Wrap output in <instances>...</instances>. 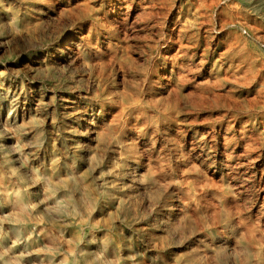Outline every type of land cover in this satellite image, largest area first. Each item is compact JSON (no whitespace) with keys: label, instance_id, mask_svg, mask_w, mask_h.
<instances>
[{"label":"bare ground","instance_id":"6f19581e","mask_svg":"<svg viewBox=\"0 0 264 264\" xmlns=\"http://www.w3.org/2000/svg\"><path fill=\"white\" fill-rule=\"evenodd\" d=\"M37 1L47 7L31 5L19 18L11 12L7 0H0V58L7 50L6 43L14 44L12 36H19L23 45L28 43L34 46L35 36L45 18L53 19L72 10V4L58 6L56 0ZM217 1L193 0L192 19L182 22L181 9L177 11V0H115L111 8L99 9L93 21L98 27L107 25L111 31L127 22L129 13L140 10L143 19L150 22L147 25L152 23L151 28L156 30L159 37L158 58L164 71L169 70L172 76L177 70L193 72L187 64L179 65L177 62V47L192 50L183 56L195 58L201 68L211 63L206 75L215 80L217 85L213 88L232 87L226 94H221L207 86L202 88L198 99L204 100L203 104L206 105L210 96L216 104L221 102L222 107L231 108L225 131L232 130L234 137H241L233 142L234 149L242 147L244 150L243 155L237 157L250 158L255 148L252 149L250 142L243 144L241 141L255 132L257 126L264 131V101H261L264 88L259 90L264 84L260 83L262 74L257 70L254 55L246 50L241 36L228 28L240 26L250 33L258 29L255 21L246 29L244 22L247 23V20L235 6L216 11ZM81 5L78 8L80 16L86 17L93 11L87 4ZM153 18L157 20L153 21ZM5 28L9 34L6 42L2 34ZM187 29H192L193 33H187ZM70 32L64 29L59 31L39 51L29 53L24 63L25 70L30 72L34 65L39 72L45 73L57 65H74L81 51L76 41L83 39V36ZM208 39L209 43L199 48L202 41ZM220 48L224 52L219 53ZM15 50L16 45L12 49L8 47L10 54ZM215 54L218 55L216 59ZM124 56L130 58L128 53ZM157 71L159 68L156 64L153 67L156 77L146 86L149 92L154 93L150 100L142 96L140 89L113 95L103 93L100 102H96L98 97L95 96L93 102L96 103L82 107L77 101L80 99L79 93L69 91L66 96L57 99L41 81L24 80L18 74L14 76L20 80L13 78L0 63V264H103L105 261L110 262L108 264H124L122 248L107 232L102 233V250L97 251L86 237H70L68 240L67 230L73 225L78 231L84 226L93 228L108 216L120 240L131 231L127 228H132L134 222L140 219L134 213L132 203L121 199L113 188L110 189V203L94 199L83 169L87 171L93 187L107 186L113 181L124 185L127 176L124 166L104 177L92 149L88 147L89 142L112 151L120 146L126 133L124 129L120 137L115 132L116 125L124 123L125 128L148 131L157 127L162 120L176 122V102H168L162 112L153 105L156 101L154 97L161 95L155 94V86L160 84ZM99 78L98 87L104 80L102 76ZM245 89L251 94L250 99L237 95ZM207 92L209 96L206 97L204 94ZM255 108L257 113H247L245 119L241 117V113ZM149 110H154V113L151 114ZM258 112L263 115L258 117ZM66 120L74 126L76 124L77 128L79 125L76 121L86 122L85 131L89 134L87 142L83 135L66 126ZM222 138V145L228 151L233 139L227 135ZM44 141L50 146L48 157L40 152ZM129 141L128 150L135 149L137 142L133 135ZM234 151L232 149L231 153ZM231 153H228L230 160ZM257 156L262 158L261 154ZM253 161L251 159L249 163L254 165ZM146 172L152 180L149 160ZM233 204L228 200L220 202L225 219L218 221L215 208L210 214L207 210L203 213L201 202L166 201L159 206L160 212L148 222V230L141 231H146L147 243L160 251L163 248L161 241L177 239V247H183L188 253L177 255L176 264H227L228 261L230 264H259L255 262L259 259L260 250L254 246L253 230L240 227L242 218L239 211L233 210ZM200 213L206 216L213 214L208 224ZM50 223L57 226L52 228ZM246 231L248 234L244 233ZM239 235L243 242L233 239ZM218 248L230 252L229 259L219 254ZM129 259L132 264H146L133 255Z\"/></svg>","mask_w":264,"mask_h":264},{"label":"rangeland","instance_id":"374dc122","mask_svg":"<svg viewBox=\"0 0 264 264\" xmlns=\"http://www.w3.org/2000/svg\"><path fill=\"white\" fill-rule=\"evenodd\" d=\"M7 1L11 12L19 18L26 12V8H31V5L47 7L37 0ZM114 2L115 0H56L55 4L58 6L72 4V10L55 16L53 19L45 18L41 29L35 36L34 46L28 43L23 45L19 41V36H12L14 44L6 43L7 50L0 58L3 69L11 77L19 79L18 76H14L18 74L24 80L41 81L45 89H48L50 94L56 96L57 99L62 95L66 96L69 91H75L79 93L80 99L77 101L82 107H89L90 104L100 102L103 93L113 95L121 94L122 91L132 92L140 89H142V96L150 100L154 93L149 92L146 86L152 78L156 77L153 67L157 64L160 84L155 86L157 89L155 94L161 93V95L154 97L156 100L153 103L154 107L162 112L168 102L177 103L174 110L175 123L162 120L157 123V127H152L148 131L134 127L125 128V124L122 123L115 126V132L120 137L121 132L126 129L124 139H121L117 149L111 151L101 145L93 146L90 142L88 144L96 157L98 166L104 172V177L124 166L127 173L124 185L113 181L107 186L93 187L85 169H83V174L97 201L110 203L112 199L110 189L113 188L121 199L132 203V209L140 219L134 222L132 228H127L131 230L129 234L119 240L117 231L113 229L112 220L105 216L93 228L84 226L78 231L74 225L69 227L67 230L69 235L66 238L70 240V237H86L87 241L97 251H100L102 250L100 247L102 233L107 232L113 240H117L122 248L121 258L124 264H132L129 259L131 255L138 261L142 259L146 264H176L177 255L188 253L183 247H177V239L161 241L162 251L154 249L151 243H147V224L160 212L159 206L166 201L175 200L201 202L203 213L207 210L210 214L215 208L216 219L219 221L225 219V213L219 204L223 200H228L234 202L233 210L240 212L242 218V224L239 223L240 227L253 230L254 244H256L254 246L259 247L260 250L259 261L256 259L255 262L264 264V131L260 128L261 126H257L255 132L243 137L244 141L241 142L243 144L246 141L250 142L253 145L252 149H255L250 158L237 157L243 155L244 150L242 147L234 149L233 142L241 137H234L232 130L225 131L230 119L231 108L222 107L221 102L216 104L208 92L204 94L206 97L209 96L206 105L203 104L204 100L198 99L202 88L207 86L221 94H226L232 86L225 85L221 89L213 88L217 85L215 80L206 75L211 69V63L201 68L196 64L195 58L190 59L188 56H183L184 53L193 52L192 50L179 47H177V62L179 65L187 64L193 72L177 70L172 76L169 70L164 71L158 58L159 37L156 35V30L153 31L151 28L152 23L147 25L150 22L143 19L140 10L136 13H129L127 22L114 30H108L107 25L96 26L93 19L97 11L105 7L111 8ZM192 2L193 0H177V11L181 9L182 22L192 19ZM81 4H87L93 9L86 17L79 15L78 8L82 6ZM229 6L240 9L242 17L247 20V23L244 22L246 29L253 25L252 21L256 22L258 30L253 33L245 31L240 26H232L228 29L234 33L237 32L246 50L254 55L257 70L262 74L263 80L260 83L264 84V0H218L215 10L220 11ZM154 20L157 19L153 18ZM63 29L71 31L75 36H80V34L83 36V39L76 41L81 51L78 53L75 64L72 66L57 65L45 73L39 72L36 66L32 65L31 71L27 72L24 63L28 54L39 51ZM187 31V33H193L192 29H187ZM2 34L6 42L7 35H9L7 28ZM206 42L209 43V39L203 40L199 48H202ZM15 45V52L10 54L8 47L12 49ZM126 46L129 48L125 52ZM218 52H224V49L220 48ZM127 53L129 59L124 56ZM214 56V59L218 58V55ZM118 74L121 76L119 77ZM100 76L104 80L98 87L97 82ZM263 88L260 86L259 90ZM237 95L242 99L251 98V94L246 89ZM95 96L98 98L96 102H93ZM261 101H264V94H262ZM256 110L257 108L248 109L245 113H241V117L245 119L247 113L254 114L257 113ZM149 112L153 114L154 110H149ZM262 115L263 113L258 112V117ZM76 123L79 128L76 124L74 126L72 122L66 120V126L76 130L79 135H83L82 137L87 142L89 134L85 131L86 122L79 120ZM132 135L137 142L136 152L135 149L128 150L129 137L131 138ZM224 135L233 139L228 151L222 145ZM235 136H237L236 133ZM232 149L235 151L231 153ZM40 152L44 153V157H48L50 146L47 141L41 145ZM228 153L232 155L231 160L228 159ZM260 154L262 158L257 156ZM251 159L255 160L254 165L249 163ZM148 160L152 167V180L146 172ZM203 213L200 215L208 224L213 214L206 216ZM56 226L52 224L51 227ZM141 230L146 231L142 233ZM52 232L55 236V232L53 230ZM244 233L248 234L247 231ZM240 238V235L233 237L235 241H241ZM245 238L249 240L247 236ZM218 253L222 254L225 259H229L230 252L227 250L218 248ZM106 263L105 261L103 264ZM227 264H230L229 261Z\"/></svg>","mask_w":264,"mask_h":264}]
</instances>
